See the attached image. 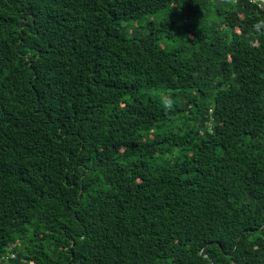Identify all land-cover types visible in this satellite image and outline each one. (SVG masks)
<instances>
[{"label": "trees", "instance_id": "obj_1", "mask_svg": "<svg viewBox=\"0 0 264 264\" xmlns=\"http://www.w3.org/2000/svg\"><path fill=\"white\" fill-rule=\"evenodd\" d=\"M0 264H264V0H0Z\"/></svg>", "mask_w": 264, "mask_h": 264}, {"label": "clouds", "instance_id": "obj_2", "mask_svg": "<svg viewBox=\"0 0 264 264\" xmlns=\"http://www.w3.org/2000/svg\"><path fill=\"white\" fill-rule=\"evenodd\" d=\"M163 104L165 108H172L173 107V100L170 97L163 98Z\"/></svg>", "mask_w": 264, "mask_h": 264}]
</instances>
